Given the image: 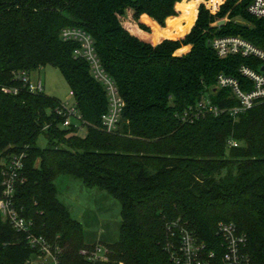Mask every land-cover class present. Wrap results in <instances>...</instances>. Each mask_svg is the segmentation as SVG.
I'll list each match as a JSON object with an SVG mask.
<instances>
[{
  "label": "trees",
  "instance_id": "16d2710c",
  "mask_svg": "<svg viewBox=\"0 0 264 264\" xmlns=\"http://www.w3.org/2000/svg\"><path fill=\"white\" fill-rule=\"evenodd\" d=\"M200 1L0 0V192L2 161L23 153L13 203L33 222L29 232L18 231L0 214V264L40 256L29 236L42 237L57 264H176L168 230L176 222L210 247L218 242L217 223L231 222L246 236L247 264H264V101L235 118L180 116L205 94L220 108L237 104L229 88L215 86L216 77H235L243 87L237 69L253 61L219 58L208 40L234 35L264 49V17L246 11L249 0H227L215 14ZM191 12L189 27L162 36ZM227 12L228 20L213 26ZM65 27L90 35L124 100L113 132L101 124L104 88L75 56L79 43L61 39ZM47 65L73 92L84 135L74 124L60 126V99L31 92L17 77ZM40 134L47 138L42 148ZM62 174L119 201L117 239L85 242L82 224L57 197L54 181ZM97 246L106 261L91 259Z\"/></svg>",
  "mask_w": 264,
  "mask_h": 264
},
{
  "label": "built area",
  "instance_id": "2783aa9c",
  "mask_svg": "<svg viewBox=\"0 0 264 264\" xmlns=\"http://www.w3.org/2000/svg\"><path fill=\"white\" fill-rule=\"evenodd\" d=\"M210 0H201L198 3L204 4L211 14L222 5L224 0L218 4L216 10L209 8ZM240 2L241 0H237ZM207 4V5H206ZM246 11L257 18L264 17V0H249ZM62 40H76L79 47L75 50V56L85 59L89 65L91 76L99 82L104 88L108 107L101 115L102 128L106 132H113L118 128L124 108V100L121 97L113 78L104 70L99 58L96 55L93 40L89 34L78 27H65L60 31ZM208 44L216 52L219 58H226L231 55L251 59L252 65L241 64L237 71L246 79L243 85L235 77L218 74L215 86L217 88H229L231 95L237 101V104L230 107H218L212 103L209 94L202 95L194 106H189L180 114L182 119L197 118L207 113L218 116L220 113L228 112L232 117H237L242 112L252 108L258 102L264 101V49L256 46L240 36H214L208 40ZM25 83L31 92L43 91L42 81L38 79L32 83L25 72L17 74ZM4 92L16 93V89L3 88ZM69 97L74 100V94L69 91ZM55 113L63 117L61 127L66 128L71 124L70 117L73 116L80 121V115L75 107V101L70 106L67 101L60 102L55 108ZM81 124V123H80ZM77 126V125H75ZM79 127V126H78ZM229 145L235 146L234 140L228 142ZM24 154H16L11 159L2 161V181L0 192V214L4 219L18 231L29 232L33 222L21 216L14 208L13 194L14 185L22 168V159ZM175 230L173 232L172 230ZM172 236L175 234L176 243L172 246V258L176 264H247L248 255L244 251L246 246V236L240 232L231 222H218L216 225V235L218 242L210 247L204 241L200 240L197 235L189 230L186 226L176 222L169 227ZM29 242L32 246H39L42 254L39 257H49L53 264H57V259L50 250L49 245L42 237L29 236ZM58 251L59 248H56ZM85 253V251H81ZM107 252L101 246H97L90 257L92 260H107Z\"/></svg>",
  "mask_w": 264,
  "mask_h": 264
},
{
  "label": "rangeland",
  "instance_id": "374dc122",
  "mask_svg": "<svg viewBox=\"0 0 264 264\" xmlns=\"http://www.w3.org/2000/svg\"><path fill=\"white\" fill-rule=\"evenodd\" d=\"M220 1L210 0L211 9L215 10ZM226 1L224 0L223 2L225 3ZM204 7L206 8L205 5ZM220 7L221 5L215 12H218ZM228 14L229 12H227L224 18L214 23L220 20L226 22L228 20ZM193 19L194 14L191 12L169 32L162 34V36L174 34L180 25L189 27ZM28 77L32 83H36L40 79L44 93L56 97L62 102L67 101L70 106L74 103V100L68 95L70 91L69 86L57 67L47 65L37 68L32 70L28 74ZM70 119L74 125L79 126L77 130L78 134L84 135L86 127L80 125L79 121L73 116ZM46 144V136L40 134L37 138V145L42 148ZM54 183L57 188L58 199L68 207L71 216L82 224L85 242L98 243L99 241L108 242L117 239L120 225V203L117 199L100 188H86L80 180L69 175H59L56 177ZM29 264H53V261L49 257L42 258L34 255Z\"/></svg>",
  "mask_w": 264,
  "mask_h": 264
},
{
  "label": "crops",
  "instance_id": "0c3cea01",
  "mask_svg": "<svg viewBox=\"0 0 264 264\" xmlns=\"http://www.w3.org/2000/svg\"><path fill=\"white\" fill-rule=\"evenodd\" d=\"M177 9V8H176ZM162 39H164V38H162ZM162 39H160L159 41H161ZM159 41H157V42H159ZM189 45H187V46H183L182 48H180V49H184L183 51H178V53L180 54V53H185L186 51H188L189 50ZM179 49V50H180ZM71 214V213H70Z\"/></svg>",
  "mask_w": 264,
  "mask_h": 264
},
{
  "label": "water",
  "instance_id": "95a60500",
  "mask_svg": "<svg viewBox=\"0 0 264 264\" xmlns=\"http://www.w3.org/2000/svg\"><path fill=\"white\" fill-rule=\"evenodd\" d=\"M224 23H225L224 20H220V21L214 23L213 26H221V25H223Z\"/></svg>",
  "mask_w": 264,
  "mask_h": 264
}]
</instances>
